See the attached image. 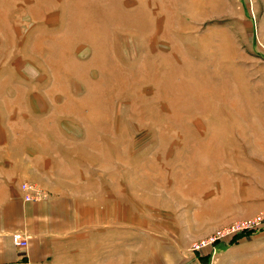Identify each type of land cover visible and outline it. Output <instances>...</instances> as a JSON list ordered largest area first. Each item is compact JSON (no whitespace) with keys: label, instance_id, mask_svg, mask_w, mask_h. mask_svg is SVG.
I'll list each match as a JSON object with an SVG mask.
<instances>
[{"label":"rangeland","instance_id":"374dc122","mask_svg":"<svg viewBox=\"0 0 264 264\" xmlns=\"http://www.w3.org/2000/svg\"><path fill=\"white\" fill-rule=\"evenodd\" d=\"M0 104L69 157L57 264H264V0H0Z\"/></svg>","mask_w":264,"mask_h":264},{"label":"crops","instance_id":"0c3cea01","mask_svg":"<svg viewBox=\"0 0 264 264\" xmlns=\"http://www.w3.org/2000/svg\"><path fill=\"white\" fill-rule=\"evenodd\" d=\"M6 141V130L0 129V264H57L63 248H68L66 239L85 225V204L72 194L58 191L27 202L22 183L52 191L54 182L48 180L60 164H70L69 157L63 159L57 147L19 144L13 149L5 145ZM16 231L28 238L27 248L13 243Z\"/></svg>","mask_w":264,"mask_h":264},{"label":"built area","instance_id":"2783aa9c","mask_svg":"<svg viewBox=\"0 0 264 264\" xmlns=\"http://www.w3.org/2000/svg\"><path fill=\"white\" fill-rule=\"evenodd\" d=\"M22 189L25 192V201H39L47 197L46 193L38 190L34 185L25 182L22 184ZM13 243L20 248H27L29 246L28 238L21 231H16L12 234Z\"/></svg>","mask_w":264,"mask_h":264}]
</instances>
